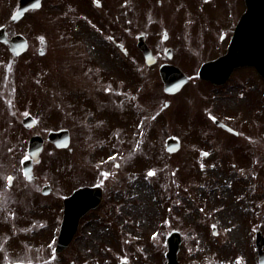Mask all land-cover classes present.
Listing matches in <instances>:
<instances>
[{
	"label": "rangeland",
	"instance_id": "374dc122",
	"mask_svg": "<svg viewBox=\"0 0 264 264\" xmlns=\"http://www.w3.org/2000/svg\"><path fill=\"white\" fill-rule=\"evenodd\" d=\"M13 1L0 0V26L8 36L22 35L28 49L13 57L0 44V180L27 157L31 135L45 140L73 115L78 122L69 124L70 151L45 142L34 175L56 190L51 201L85 184L104 190L103 203L82 218L62 257L50 261L47 251L46 264H166L164 241L173 230L180 233V264H258L255 230L264 237V81L252 67L234 70L220 88L196 76L202 63L225 52L242 1L162 0L158 6L157 0H111L102 18L90 11L89 1L50 0L57 7L11 24ZM142 33L158 64L161 47L172 48V63L190 79L179 93L164 95L158 64L144 65L135 46ZM67 85L76 90L69 96L83 105L97 93L112 95V89V96L90 100L96 127L89 124L88 108L73 105L61 112L68 108ZM26 115L36 120L29 130L21 124ZM211 117L238 135L215 127ZM168 136L180 141L173 154L164 149ZM1 199L0 229H44L45 238L34 239L52 241L61 221L56 206L33 212L30 207L47 199L18 196L11 209Z\"/></svg>",
	"mask_w": 264,
	"mask_h": 264
},
{
	"label": "water",
	"instance_id": "95a60500",
	"mask_svg": "<svg viewBox=\"0 0 264 264\" xmlns=\"http://www.w3.org/2000/svg\"><path fill=\"white\" fill-rule=\"evenodd\" d=\"M39 1L21 0L14 19L20 17L28 8H36ZM245 4L246 12L234 30L227 53L216 61L202 65L198 73L201 79L211 81L214 84H222L228 78L233 68L244 65L255 67L264 79V0H245ZM2 33V30H0V41L7 43L13 54H18L25 49V42L22 38L17 36L9 41L3 37ZM140 48L147 62H153L150 60L149 52L142 41ZM160 76L164 84V91L169 94L178 91L187 81L186 77L173 66H162L160 68ZM27 119L30 121L29 118ZM215 124L230 133H234L230 128L217 121H215ZM47 138L57 148H64L68 144L66 131L50 132ZM166 144L167 150L170 152L178 148L177 141L172 138H168ZM41 145L42 139L40 137L35 136L30 139L28 152L32 159L24 163L26 172L32 163L38 161V153L41 150ZM98 201L99 194L87 189L79 190L71 197L65 199L58 251L65 247L71 240L81 215L91 207H94ZM256 239V246L260 258L259 263L264 264V251H262L264 239L259 232L256 233ZM167 241L168 264H177L175 257L180 241L179 236L176 233H171Z\"/></svg>",
	"mask_w": 264,
	"mask_h": 264
},
{
	"label": "flooded vegetation",
	"instance_id": "af4514ba",
	"mask_svg": "<svg viewBox=\"0 0 264 264\" xmlns=\"http://www.w3.org/2000/svg\"><path fill=\"white\" fill-rule=\"evenodd\" d=\"M19 0H14L11 9L10 5L5 6L12 12L17 8ZM83 1V0H81ZM80 1V3H81ZM89 1V0H86ZM158 6H161L162 0H157ZM99 9H102V2L93 1V5ZM82 6V3H81ZM55 7L54 2L49 3L48 0L42 2L41 8L49 9ZM8 10H5L8 12ZM164 36V35H163ZM147 38V35H146ZM148 39V38H147ZM164 43L168 42L169 37L166 34V40L162 37ZM168 49H163V52ZM91 75H96V73H91ZM106 77V75L103 74ZM102 77V76H101ZM88 106H85L87 108ZM8 177H11L9 181ZM47 187V188H46ZM44 191H48V194H44ZM51 188L49 185H44L43 181L39 178H26L23 176L22 168L18 164H13L12 168H7L5 175L0 180V201H2L1 196H4L10 202V209L12 206H17L16 198L22 195H35L41 199L49 197L51 193ZM46 198V199H47ZM62 202V201H61ZM46 209L47 204L40 206V203L30 207L33 212L34 208ZM57 207V206H56ZM13 217V214H11ZM1 228V225H0ZM44 229H0V264H15V263H27V264H44L47 251L45 249L46 243L40 242L39 240L33 239V234L38 236L43 232ZM32 245L37 246V250H40L37 254L30 253ZM61 254H51V259H57Z\"/></svg>",
	"mask_w": 264,
	"mask_h": 264
},
{
	"label": "snow or ice",
	"instance_id": "6c2138e0",
	"mask_svg": "<svg viewBox=\"0 0 264 264\" xmlns=\"http://www.w3.org/2000/svg\"><path fill=\"white\" fill-rule=\"evenodd\" d=\"M149 174H151V173H149ZM8 179H9V181H11L12 178L11 177H8Z\"/></svg>",
	"mask_w": 264,
	"mask_h": 264
},
{
	"label": "bare ground",
	"instance_id": "6f19581e",
	"mask_svg": "<svg viewBox=\"0 0 264 264\" xmlns=\"http://www.w3.org/2000/svg\"><path fill=\"white\" fill-rule=\"evenodd\" d=\"M234 238H235V236H234Z\"/></svg>",
	"mask_w": 264,
	"mask_h": 264
}]
</instances>
